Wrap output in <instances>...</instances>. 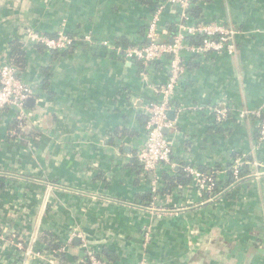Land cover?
Segmentation results:
<instances>
[{"label":"crops","instance_id":"obj_1","mask_svg":"<svg viewBox=\"0 0 264 264\" xmlns=\"http://www.w3.org/2000/svg\"><path fill=\"white\" fill-rule=\"evenodd\" d=\"M204 11L237 32V50L191 62L197 67L187 68L175 95L184 111L165 134L177 163L213 176L219 190L229 191L213 201L190 177L158 194L163 167L153 186L137 159L146 104L153 99L147 86L164 83L166 63L147 71V82L140 64L121 61L104 47L80 45L52 56L26 37L63 26L90 33L98 43L114 44L118 37L138 43L149 7L137 0H0V67L9 59V41L22 39V75L36 91L22 131L37 132L8 143L11 114L0 117V175L6 179L0 264H85L86 247L109 251L116 258L110 264L143 258L149 264H264V140L253 119L237 118L242 109L264 103V0H214ZM175 15L166 9L164 30ZM218 105L231 112L222 127L214 126L208 112ZM238 157L251 177L229 183V165ZM174 167L166 170L171 177ZM44 238L62 246L50 251Z\"/></svg>","mask_w":264,"mask_h":264},{"label":"built area","instance_id":"obj_2","mask_svg":"<svg viewBox=\"0 0 264 264\" xmlns=\"http://www.w3.org/2000/svg\"><path fill=\"white\" fill-rule=\"evenodd\" d=\"M191 6V0H161L152 13L145 33L144 45L128 48L116 47L109 41L98 43L90 33L69 35L65 28L59 29L54 37H48L36 32H27V39L32 44H42L49 52H61L73 45L101 46L117 59L140 64L142 68V78L148 82L147 71L154 65L159 64L166 58L169 61L164 66L166 80L164 83H148V90L153 99L146 104L145 140L137 151V159L142 166L143 172L150 174L154 178L153 186L158 184L157 171L163 165L172 167V144L164 131L174 129L176 125V115L182 114L184 107L175 105L176 93L180 81L184 77L188 56H205L207 54L232 56L236 53V35L233 28L226 27L222 22L203 23L199 21L190 22L186 10ZM176 10L177 32L166 39V31L161 27V19L167 8ZM201 38L199 44L190 43L189 37ZM162 38H165L162 40ZM34 88L30 87L23 80L17 78L15 68L6 63L0 67V111L6 107H12L17 112V117L21 121L27 120L25 105L28 99L34 98ZM174 113V118H169V113ZM209 114L213 116V121L217 125L226 123L230 118L228 107L211 106ZM264 103L253 110L242 109L237 115L238 120L251 118L257 123L259 141L264 140ZM245 161L238 157L232 164V175L234 181H240L239 171ZM186 174L195 181L199 190L206 192L214 187L216 179L212 176H205L197 168L187 166L184 168ZM251 177V175H250ZM158 179V180H157ZM157 188H153V193ZM213 201L214 198H209ZM149 231L144 233V248L149 244ZM19 245V244H18ZM20 246V245H19ZM84 259L88 264H106L99 259L92 249L85 248ZM138 264H149L143 258Z\"/></svg>","mask_w":264,"mask_h":264},{"label":"trees","instance_id":"obj_3","mask_svg":"<svg viewBox=\"0 0 264 264\" xmlns=\"http://www.w3.org/2000/svg\"><path fill=\"white\" fill-rule=\"evenodd\" d=\"M161 0H137V2H139L140 4H142L143 6H147L150 8V15L147 19V21L145 20V22L143 23V26L140 28L139 30V42H130L128 39H126L125 37H118L114 40V46L116 47H121L123 49L128 48V47H133V46H138V45H144L147 43V41L145 40V33L147 30V26L150 20V17L152 15V13L154 12V10L157 7V3H159ZM214 3V0H191V6L186 10L187 16L189 17L190 22H195V21H199V22H203V23H210V22H220L219 20H215L212 19L211 17H206L205 15V11H204V7L207 5H212ZM207 18H210L211 20H208ZM222 23H224V21H222ZM166 35H170L173 36L176 32H177V27H176V23H169L166 27ZM58 31V30H57ZM57 32L51 33V34H45L48 37H54L56 35ZM67 34L69 35H77L80 33H76V32H70V31H66ZM169 37V36H168ZM95 38V37H94ZM96 39V38H95ZM165 38H162V40H164ZM167 41L168 38L166 37ZM97 40V39H96ZM190 43L193 44H199L201 38L199 37H189L188 38ZM34 45V44H33ZM78 45H73L72 47L65 49L61 52H50L52 54V56H59V55H66L69 54L73 48H75ZM34 47L39 51V52H44V51H48L42 44L38 43L35 44ZM26 48H25V44L23 43V40L20 38H14L11 41H9L8 43V51H9V59L7 60V63H9L10 65H12L15 70H16V76L17 78L23 80L25 83H27L22 75V73L24 72V67L26 65L27 62V53H26ZM49 52V51H48ZM215 54H207L205 56H188L186 58V66L187 68L191 69L194 67H197V64H193L194 62L199 61L200 64L202 61L207 60L209 57L214 56ZM169 61V58H166L162 63H167ZM193 62V63H191ZM162 65V64H161ZM187 72V71H186ZM186 74V73H185ZM185 76V75H184ZM183 79V78H182ZM182 81V80H181ZM180 81V82H181ZM47 82L45 81V79H42V84L44 86V84H46ZM30 87H33L31 85H29ZM36 92V91H35ZM36 96V93L33 95ZM28 108L25 105V110L27 112V120L28 118H30V114L28 112ZM4 112H9L11 114V118L7 124L6 127V132H5V140L10 143L13 142L14 140H17L18 137L22 136V135H29L31 137H36L37 136V132L36 131H29V132H25L22 131L23 127L25 126V124L27 123V120L21 121L18 119L17 117V112L15 109H13L12 107H6L3 110L0 111V117L2 115V113ZM262 117H264V112L262 114ZM229 121V120H228ZM227 123V122H226ZM225 124V123H223ZM217 125L214 123V126L216 125L217 127H222V125ZM256 124V129H257V133H258V127H257V123L255 121ZM21 142V141H20ZM237 155H240L239 153H233L232 157H236ZM179 160L176 159L174 156H171V163H176L177 168H173L172 169V174H174V177L169 176L170 174L167 173L166 170H168L169 166L168 165H163L161 167H163L162 171L160 172V179L162 184L164 185L163 189L161 191L158 192V194H167L168 192H170L175 185H185L189 179V176L186 174V172L184 171V163H177ZM138 165V163H137ZM231 165V167H230ZM229 165V170L227 171V175H228V182H235L233 181V175H232V164ZM139 166V165H138ZM201 169L203 171L206 170V168L201 167ZM250 172L248 170V165H243L242 168L239 171V178L240 181L239 182H244L247 181L250 178ZM213 177V176H212ZM175 178V179H174ZM237 182V183H239ZM220 183V182H219ZM218 181L216 180L214 182V187L206 192H203L204 196L209 199V198H216L218 195L220 196V193L222 192V190H219L220 188H218L219 185ZM233 184V183H231ZM230 184V185H231ZM235 185V184H234ZM6 187V179L4 177H2L0 175V191H3ZM224 190V189H223ZM223 193V192H222ZM229 191H224V193L221 195L222 197L225 196H229ZM221 197V198H222ZM213 199V200H214ZM220 198H218L217 200H219ZM48 239V240H46ZM44 243H46V247L48 250L50 251H57L62 245H60L59 243L55 242L53 238H51V240H49V238H44L43 239ZM26 245V244H24ZM60 255L64 254L59 252ZM94 254L101 260H103L106 264H110V262H114L116 260L115 256L113 254H111L109 251H95ZM85 262V264H88L86 259L83 260Z\"/></svg>","mask_w":264,"mask_h":264},{"label":"water","instance_id":"obj_4","mask_svg":"<svg viewBox=\"0 0 264 264\" xmlns=\"http://www.w3.org/2000/svg\"><path fill=\"white\" fill-rule=\"evenodd\" d=\"M35 102H36V100L34 98H30V99L27 100L26 106L27 107H32L35 104ZM171 116H172V113L170 112L169 113V118L170 119H172ZM164 133H166V131H164Z\"/></svg>","mask_w":264,"mask_h":264},{"label":"rangeland","instance_id":"obj_5","mask_svg":"<svg viewBox=\"0 0 264 264\" xmlns=\"http://www.w3.org/2000/svg\"><path fill=\"white\" fill-rule=\"evenodd\" d=\"M35 90V89H34Z\"/></svg>","mask_w":264,"mask_h":264}]
</instances>
